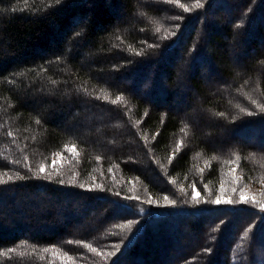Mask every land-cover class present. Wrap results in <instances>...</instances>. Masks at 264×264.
<instances>
[{"label":"trees","instance_id":"16d2710c","mask_svg":"<svg viewBox=\"0 0 264 264\" xmlns=\"http://www.w3.org/2000/svg\"><path fill=\"white\" fill-rule=\"evenodd\" d=\"M231 163L264 183V0H0V264H264L262 210L187 202Z\"/></svg>","mask_w":264,"mask_h":264},{"label":"rangeland","instance_id":"374dc122","mask_svg":"<svg viewBox=\"0 0 264 264\" xmlns=\"http://www.w3.org/2000/svg\"><path fill=\"white\" fill-rule=\"evenodd\" d=\"M89 122V120H87ZM86 122V123H87ZM65 159V156L63 154H58L55 156L53 163H62ZM133 191L136 194L138 193L140 189V186L136 183H132ZM188 194V200L187 202L195 205H204V204H211V205H220V204H246L251 207H255L258 210H262L264 213V183L263 184H257L254 182H247L242 178V175L240 173V169L238 164L231 163L226 166L225 173L222 175V183L219 185L218 188L214 187H204L203 192H199L197 188L191 189L190 192L185 193ZM42 196V198H47L48 202L53 199L49 197L47 194L42 193L40 195H37V197ZM241 196L245 197L246 199L244 201L241 200ZM36 197V198H37ZM217 198H219L221 201H231V203H214ZM32 210V209H31ZM34 211L37 215L42 214V208L41 207H35ZM75 216L81 215L83 211V207L78 206L73 210ZM59 212V220L65 221L66 217L64 216V210L58 211ZM74 219V217H71V220ZM189 227H187V224L184 226H181V229L188 230ZM199 239H196L192 243L195 244ZM148 264H152L148 261Z\"/></svg>","mask_w":264,"mask_h":264},{"label":"snow or ice","instance_id":"6c2138e0","mask_svg":"<svg viewBox=\"0 0 264 264\" xmlns=\"http://www.w3.org/2000/svg\"><path fill=\"white\" fill-rule=\"evenodd\" d=\"M56 2L57 3H60V0H56ZM197 3L199 4V0H197ZM123 98L122 97H117L115 100H113L112 101V103H117V102H119L120 100H122ZM249 114H251V113H249ZM221 115H223L222 113H221ZM39 122V121H38ZM73 151L75 150V147L73 146V149H72ZM237 159H239V157H237ZM41 171H44V169H43V167H41V169H40ZM165 199H167V197H165ZM246 198L245 197H243V196H241V200L242 201H244ZM214 203H231V201H227V200H225V201H221L219 198H217L215 201H213ZM87 247H89V248H91V245H88ZM93 251H95V249H92Z\"/></svg>","mask_w":264,"mask_h":264}]
</instances>
